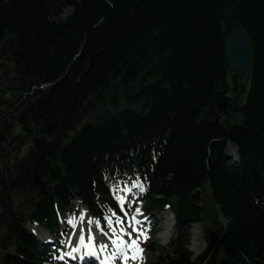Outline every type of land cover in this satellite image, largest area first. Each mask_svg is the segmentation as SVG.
I'll use <instances>...</instances> for the list:
<instances>
[{
    "label": "trees",
    "instance_id": "16d2710c",
    "mask_svg": "<svg viewBox=\"0 0 264 264\" xmlns=\"http://www.w3.org/2000/svg\"><path fill=\"white\" fill-rule=\"evenodd\" d=\"M236 24L246 89L225 62ZM126 176L146 215L175 207L140 264H264V0H0V264H55L29 224L120 213ZM205 186L226 224L213 211L193 257Z\"/></svg>",
    "mask_w": 264,
    "mask_h": 264
},
{
    "label": "rangeland",
    "instance_id": "374dc122",
    "mask_svg": "<svg viewBox=\"0 0 264 264\" xmlns=\"http://www.w3.org/2000/svg\"><path fill=\"white\" fill-rule=\"evenodd\" d=\"M72 9H65L62 14V18L66 17L68 14H70ZM249 81L250 78L248 76L247 81L243 84V86L246 88L249 87ZM238 90V89H237ZM236 90V91H237ZM27 147L23 148V151L26 150ZM141 184L142 183L134 178H131L129 176H126L122 179H120L116 186H115V193L118 199V203L121 205V214L119 216H112L110 218H103V219H94L92 216L89 215L88 212H85V232L88 234L93 229L94 226V220L95 223H97L98 227L96 226L95 229L98 231L100 235L106 238V240L103 239V241H97L96 238H94L95 243L98 245L99 248H102L104 250L103 253H107L109 256H112L114 258H117L120 253H115V251L112 248V241H117V239H121L123 243H125V246L122 247L121 250H125L126 245H128L132 239H136L138 236V233L142 232L143 235H139L138 237V253L136 255V259H128L127 261L124 260L125 254L131 257L132 251L126 250L122 255L120 256V264H140L143 261L147 260H153L155 259V256L157 254V251L162 248L166 247L169 239L172 237V233L170 234V238L165 243L160 237V234L162 233L164 229V223L165 220L168 219L166 211L171 212V209H165L161 211H154L151 213V215H146L144 212V206L141 202V196L143 195L144 191H141L139 187H133L134 184ZM144 187V186H143ZM125 189H130V191H126ZM145 190V189H144ZM202 195H203V201L202 204L207 208L205 218L203 220V223H193L191 227L189 228V243L188 248L192 252V256L196 257L198 254H200L204 248H205V241L203 236V227L211 225L212 217H213V211L216 212L217 219L223 224H226V219L218 213L217 208L212 206L210 197H209V188L205 186L202 189ZM123 201V202H121ZM78 207L77 203H74L72 205L71 211H74ZM79 208V207H78ZM137 209H139V213H137ZM82 212L79 210L77 214H81ZM169 213V214H170ZM218 213V214H217ZM72 212L65 213L63 217L60 220L61 229L60 232L57 234H50L48 235L46 231L42 230V228L34 224L32 226V229L35 232H38V236L40 239H42L43 242L48 243L54 251L52 252V256L55 260V264H74L69 259V254H65L62 250L65 241L69 237V240H72L73 237L71 231L74 228V225H68V221L70 217L72 216ZM173 216V213H172ZM133 217H135V221H133ZM120 221V223H118ZM138 222V223H137ZM174 223V218H173ZM198 225V233L195 236L194 232L192 231L193 225ZM31 226V224H29ZM136 229L135 231L133 229ZM197 228V227H196ZM43 231L46 236L43 238V236L40 237L39 233ZM64 232V233H63ZM95 232V231H93ZM97 233V232H96ZM97 233V234H98ZM75 233L73 234V236ZM99 239V238H98ZM203 239V240H202ZM165 244H162V243ZM73 245V244H72ZM103 245H107V247H103ZM116 245V244H114ZM150 245L152 248L155 249V251L150 250ZM73 255V254H70ZM63 256V259H60L59 257ZM89 264H96V261L93 260L92 263Z\"/></svg>",
    "mask_w": 264,
    "mask_h": 264
},
{
    "label": "water",
    "instance_id": "95a60500",
    "mask_svg": "<svg viewBox=\"0 0 264 264\" xmlns=\"http://www.w3.org/2000/svg\"><path fill=\"white\" fill-rule=\"evenodd\" d=\"M224 44L226 66L231 72L240 73L239 83L244 84L251 71L252 49L249 37L243 27L236 24L226 34ZM170 205L171 212L174 213L175 207L172 204ZM35 233L38 237V232Z\"/></svg>",
    "mask_w": 264,
    "mask_h": 264
},
{
    "label": "bare ground",
    "instance_id": "6f19581e",
    "mask_svg": "<svg viewBox=\"0 0 264 264\" xmlns=\"http://www.w3.org/2000/svg\"><path fill=\"white\" fill-rule=\"evenodd\" d=\"M240 74V73H239ZM229 151L230 152H234V150L232 149V148H229ZM166 214H167V217H168V219L167 220H165V223H164V229H163V231H162V233L160 234V237H161V239L163 240V242L165 241V243L168 241V239L170 238V234L172 233V230H173V227H174V223H173V216H172V213H170L169 211H166L165 212ZM170 213V214H169ZM71 221H78L77 223H76V225H75V235H74V237H73V239L72 240H69V239H67L66 241H65V243H64V246H63V248H62V250L64 251V253L65 254H76L77 252L76 251H73V248H75V243H76V240H77V237H78V235L79 234H81V232H85V228H86V226H85V221H86V217H85V213L83 212L82 213V215L81 216H79V218H78V220H76V219H73V218H71ZM71 221H70V219H69V223H71ZM98 227V225H97V223H95L94 222V226H93V229L90 231V232H88V235H91L92 237H93V239L94 238H96L97 239V241H103V239L104 240H106V238L105 237H103L102 235H100L99 233H98V231L95 229V227ZM197 227V228H196ZM198 229H199V226L198 225H193V227H192V231L194 232V234H195V236L197 235V231H198ZM93 231H95V232H93ZM98 234H97V233ZM39 235H40V237L41 236H43V238L46 236V234L43 232V231H41L40 233H39ZM89 237V236H88ZM99 238V239H98ZM167 240V241H166ZM203 240V239H202ZM69 241H71V243H69ZM117 241L119 242V241H122L120 238L119 239H117ZM162 243V242H161ZM165 243H162V244H165ZM73 244V245H72ZM125 246V243H123V246H121L119 249L117 248V245H114V244H112V248H111V251H112V249L115 251V253H120L119 255H118V257L117 258H113V257H111L113 260H114V262H115V264H120V260H121V258H120V256L122 255V253H124V251H126V250H128V248L126 247L125 248V250L123 251V250H121L122 249V247H124ZM94 247H95V253L98 255V258L101 256V255H106V253H103L104 252V250L102 249V248H99L98 247V245L95 243L94 244ZM138 252H136V253H133L132 252V254H137ZM78 254V259H80V261H82V260H90V258L89 257H86L87 255H83L82 253V255L80 254V253H77ZM76 254V255H77ZM81 257V258H80ZM86 258V259H83V258ZM91 261H92V259H91ZM87 262V261H86Z\"/></svg>",
    "mask_w": 264,
    "mask_h": 264
},
{
    "label": "snow or ice",
    "instance_id": "6c2138e0",
    "mask_svg": "<svg viewBox=\"0 0 264 264\" xmlns=\"http://www.w3.org/2000/svg\"><path fill=\"white\" fill-rule=\"evenodd\" d=\"M133 187H139L141 191H144V187H143V185H141V184H138V183H137V184H134ZM125 190H126V191H130V189H125ZM121 202H123V201H121ZM137 213H139V209H137ZM132 219H133V221H135V217H133ZM118 223H120V221H118ZM137 223H138V222H137ZM74 226H75V225H74ZM133 230L135 231L136 229L134 228ZM139 235H143V233H142V232L138 233L137 238H136V239H132L131 242H130L128 245H126V247H127L129 250H131L133 253H136V252L139 251V249H138V237H139ZM88 240H89L88 245H85V244H84V237H83V235H82V236L80 237V246H81V247H88L89 249H91L93 237H92L91 235H89ZM69 243H71V241H69ZM112 243L116 244L118 249H119L121 246H123V241H119V242H118V241H115V240H114V241H112ZM103 247H107V245H103ZM73 251H79V248H73ZM86 254L91 255V254H94V252L89 251V252L86 253ZM59 258H60V259H63V256H61V257H59ZM128 259L135 260V259H136V255L133 254L131 257H129L128 255L125 254V256H124V260L127 261Z\"/></svg>",
    "mask_w": 264,
    "mask_h": 264
}]
</instances>
